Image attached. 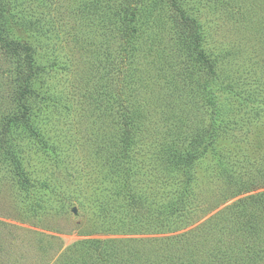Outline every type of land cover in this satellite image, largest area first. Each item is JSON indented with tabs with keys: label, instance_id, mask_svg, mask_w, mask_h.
I'll list each match as a JSON object with an SVG mask.
<instances>
[{
	"label": "rangeland",
	"instance_id": "rangeland-1",
	"mask_svg": "<svg viewBox=\"0 0 264 264\" xmlns=\"http://www.w3.org/2000/svg\"><path fill=\"white\" fill-rule=\"evenodd\" d=\"M146 1L11 0L15 13L38 24V33L18 28L17 34L20 40L35 41L39 60L44 61L37 84L44 82L49 105L34 97L35 109L48 124L47 132L61 140L60 158L47 166L31 155L34 150H27V169L49 172L51 181L76 196L66 214L36 206L28 208V215L22 207L28 200L17 194L19 178L9 174L14 166L0 162V264H63L76 242L123 238L91 235L95 226L90 193L104 186L101 178L110 179L115 163L106 160L118 150L119 133L136 132L145 149L184 148L198 129L213 122L209 83L220 106L234 109L222 111L217 120L227 126L222 144L248 153V160L260 161L264 170V0H177L179 9L174 0H158L123 46L114 14L130 5L141 10ZM187 18L201 29L202 47L185 44L183 34L191 32ZM201 51L214 70L200 59ZM12 72L11 60L0 52V125L16 107ZM250 161L239 163L240 173ZM214 163L212 154L203 151L191 199L197 221L186 231L238 200L264 192V177L257 174L260 188L235 196L238 186H231L227 173ZM262 230L259 238L264 242V226Z\"/></svg>",
	"mask_w": 264,
	"mask_h": 264
},
{
	"label": "trees",
	"instance_id": "trees-1",
	"mask_svg": "<svg viewBox=\"0 0 264 264\" xmlns=\"http://www.w3.org/2000/svg\"><path fill=\"white\" fill-rule=\"evenodd\" d=\"M157 1H146L141 10L133 5L123 7L114 14L121 24L123 46L128 45L135 34L136 23L150 16ZM175 7L179 9L178 2ZM183 15L186 17L185 12ZM185 21L191 30L183 34L186 35L185 44L195 42L196 47H202L201 29L192 19ZM36 25L37 22L30 17L15 13L11 0H0V52L13 65L11 79L15 92L12 100L16 103L0 125V156H3L0 162H11L14 166V171L9 174L19 178L20 191L17 190V194L22 193L28 200L25 206L26 200L22 201L28 215H32L28 208L36 206L39 210L66 214L73 207L76 195L51 181L47 176L49 172L35 174L28 170L30 162L25 160L27 150L31 149L35 151H30L31 155L35 154L34 157L47 166L58 161L61 150H57L61 140L47 132V123L35 109L36 98L49 105V91L41 87L44 82L37 84L38 78L43 76L44 61L39 60L35 41L20 40L17 34L18 28L38 33ZM126 49H123L125 55ZM204 53L201 51L202 60ZM203 61L214 70L212 61L208 58ZM207 86L209 101L214 106L211 108L213 122L205 128H197L196 133L184 142L182 151H164L161 146L145 149L141 147L136 132L125 130L119 133L118 150L111 157L113 159L106 160L108 164L115 163L110 179L101 178L104 186L90 193L94 194L90 205L95 212V229L91 235L123 238H88L76 242L68 249L63 264H259L264 258V242L259 238L264 226V192L242 198L203 224L186 231L197 221L196 210H192L196 205L191 199L197 182L195 170L203 151H209L215 167L227 173V182L238 186L235 196L259 189L261 185L257 184L262 179L257 174L264 177L260 161H250L248 153L241 154L222 144V138L228 137L227 126H220L217 120L222 111L232 112L234 109L220 106L213 85L209 83ZM27 142L31 144H25ZM245 161H250L243 167L247 171L240 173L239 163ZM243 174H256L257 177L253 175V179L244 180ZM229 199L231 197L226 201ZM140 235L164 236L129 238Z\"/></svg>",
	"mask_w": 264,
	"mask_h": 264
}]
</instances>
